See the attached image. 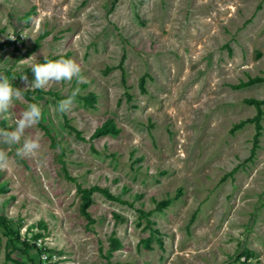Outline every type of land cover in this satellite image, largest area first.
I'll return each mask as SVG.
<instances>
[{"label":"rangeland","instance_id":"rangeland-1","mask_svg":"<svg viewBox=\"0 0 264 264\" xmlns=\"http://www.w3.org/2000/svg\"><path fill=\"white\" fill-rule=\"evenodd\" d=\"M50 57L86 82L22 93L0 116L13 131L42 110L0 143V214L18 232L0 225V264H264V103L256 140L252 120L232 127L264 97V79L234 87L264 75V0H0V74L32 89L29 65ZM108 117L118 130L90 137ZM25 138L40 148L20 158ZM77 182L123 202L94 190L88 222Z\"/></svg>","mask_w":264,"mask_h":264},{"label":"clouds","instance_id":"clouds-1","mask_svg":"<svg viewBox=\"0 0 264 264\" xmlns=\"http://www.w3.org/2000/svg\"><path fill=\"white\" fill-rule=\"evenodd\" d=\"M29 67L34 77L31 85L33 91L38 89L47 91L50 83H60L62 81L71 83L74 79L77 85L86 82L85 78L81 75L80 66L72 59L53 61L45 58V62L32 63ZM20 77L26 84L28 83L27 75H21ZM79 94L80 88L77 86L66 99L57 102L54 111L61 115L70 112L75 98ZM21 96V91L18 88H13L8 76L0 74V116L9 111L13 98L20 99ZM41 119V107L35 103L28 104L27 109L15 120V130L7 131L0 128V143L8 146L20 144L25 131L39 124ZM39 148L40 143L38 138H25L21 147L16 149L15 154L20 158H26L35 154ZM6 160V153L0 151V162H6Z\"/></svg>","mask_w":264,"mask_h":264},{"label":"trees","instance_id":"trees-1","mask_svg":"<svg viewBox=\"0 0 264 264\" xmlns=\"http://www.w3.org/2000/svg\"><path fill=\"white\" fill-rule=\"evenodd\" d=\"M43 34V33H42ZM50 59H54V57H50ZM264 79V75L260 76V75H254L251 77H248L246 81H239L237 84H234V87H240L242 85H246L247 83L256 81V80H261ZM142 80L143 77H141L140 79V85L142 84ZM143 87V86H142ZM19 90L21 91V93H23L24 96L32 99V97H30V92H32V89H25V88H20ZM84 98L85 101L87 103L92 104L93 101L96 98V95L94 94V92L92 91H87L84 94ZM247 102H251L256 106V113L252 116L249 117L247 120H239L238 122L232 124L233 129L239 128L245 121L248 120H252L254 122L255 125V132H254V139L256 140V136L259 133V129H260V118L261 115L263 113V109L261 107V104L264 103V97L258 98V97H248L246 99ZM45 130H47L45 128ZM118 130V128L116 127L114 121L112 120L111 117L105 118L100 124H98L97 126H95V128L92 130V132L90 133V137H94V136H98L100 134H104L107 132H116ZM75 132H79L77 129H75ZM255 140L253 142H255ZM51 143L54 144V140H51ZM63 168L66 172V176L68 178L71 179V177H69L67 174V170L65 167V162H63ZM94 190H98L100 192H102L106 197L108 198H112V199H117V201L119 202H123V200L119 199L116 195H114L107 187L105 186H100L98 184H90V185H81L79 182L76 183V191H78L79 196H80V201L78 204V208L81 211L82 214H84L87 219L88 222H92L94 221V217L91 215L89 209H87V206L89 205V203L92 201V192ZM0 225H2L3 227L7 228V233H14L16 235V237H18V232L15 231L14 229L10 228L7 226V221L5 220V218L0 214ZM39 232L35 231L32 235L36 236ZM160 242V238L158 239ZM24 244L29 247L30 245L35 246L36 248H39L38 246H36V244L34 242L31 243H26L24 241ZM146 246H149V244L145 241ZM32 260V259H31Z\"/></svg>","mask_w":264,"mask_h":264}]
</instances>
